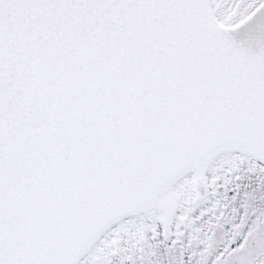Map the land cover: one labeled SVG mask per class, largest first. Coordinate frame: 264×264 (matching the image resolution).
<instances>
[{
    "label": "snow or ice",
    "instance_id": "obj_1",
    "mask_svg": "<svg viewBox=\"0 0 264 264\" xmlns=\"http://www.w3.org/2000/svg\"><path fill=\"white\" fill-rule=\"evenodd\" d=\"M0 264H264V0H0Z\"/></svg>",
    "mask_w": 264,
    "mask_h": 264
}]
</instances>
